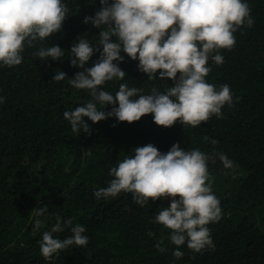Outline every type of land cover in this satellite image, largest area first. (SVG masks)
<instances>
[{"label":"trees","instance_id":"obj_1","mask_svg":"<svg viewBox=\"0 0 264 264\" xmlns=\"http://www.w3.org/2000/svg\"><path fill=\"white\" fill-rule=\"evenodd\" d=\"M65 2L70 15L61 31L25 47L20 65L0 67V96L5 98L0 104V264H264V0H247L253 26L234 33L231 50H219L224 57L221 65L209 61L208 83L217 88L227 84L234 94V103L222 109V118L213 116L197 127L179 121L160 126L152 114L132 123L115 117L96 123L85 118L91 133L80 136L71 131L63 112L91 97L68 82L83 71L70 63V49L81 36L92 44L98 41L100 29L83 21L101 5L99 0ZM51 45L61 47L66 55L44 63L33 55ZM121 54L125 60L119 66L125 78L106 82L104 90L114 95L121 83H127L150 94L153 87L164 92L173 86L171 78L159 79L161 70L157 80H148L138 70V60ZM98 59L96 53L86 67ZM56 70L67 77L51 80ZM111 107L98 110L107 112ZM176 143L183 150L213 154L209 173L222 208L220 221L208 225L214 250L195 253L187 243L170 242L171 230L154 220L161 208L170 206L171 197L149 198L140 207L131 193L99 200L93 194L108 186L113 179L109 169L135 147L152 144L166 153ZM220 152L234 162V171L216 158ZM41 209L45 211L37 216ZM57 217L61 222L71 219L72 225L54 235L68 237L70 228L80 224L89 242L46 260L39 241ZM36 219L43 225L34 232ZM177 247L183 252L181 258L173 255Z\"/></svg>","mask_w":264,"mask_h":264},{"label":"clouds","instance_id":"obj_2","mask_svg":"<svg viewBox=\"0 0 264 264\" xmlns=\"http://www.w3.org/2000/svg\"><path fill=\"white\" fill-rule=\"evenodd\" d=\"M99 2L101 7L95 15L86 16L83 21L100 29L98 41L92 44L81 36L70 49V63L83 71L68 82L75 89L87 90L91 97L86 104L63 112L73 133H91L85 118L96 123L115 117L119 122L132 123L152 114L154 122L164 127L178 121L197 127L213 116L222 118V109L233 105L234 94L227 84L217 88L208 83L209 61L221 65L224 57L219 50H231L236 43L234 33L242 26H253L247 0ZM69 15L65 0H0V67L20 65L25 47H33L35 42H43L61 31ZM96 53L97 62L86 67ZM121 53L138 60V70L147 74L148 80H157V70H161L159 79L171 78L173 86L164 92L153 87L150 94L127 83H121L114 95L104 90L106 82L125 78L126 72L119 66L125 60ZM33 55L44 63L49 58L59 61L66 52L51 45L40 47ZM65 77V72L56 70L51 80L62 81ZM4 102L5 98L0 96V104ZM108 105L112 106L110 111L98 110ZM215 155L225 169L235 170L236 165L227 155ZM210 160L214 162L213 154L199 149L183 150L179 143L166 153L152 144L137 146L109 169L113 179L108 186L93 194L99 200L115 198L121 192L131 193L140 207L148 204L149 198L155 201L171 197L170 206L161 208L154 220L171 230L170 242L176 246L187 243L195 253L214 250L208 225L220 221L222 208L212 190ZM43 211L37 212V216ZM42 225L40 219L34 220L33 231L40 230ZM69 225L71 219L61 222L57 217L50 230L42 233L40 251L46 260L72 246H87L89 237L84 235L83 225L72 226L71 235L63 239L54 235ZM173 255L181 258L183 252L177 247Z\"/></svg>","mask_w":264,"mask_h":264}]
</instances>
